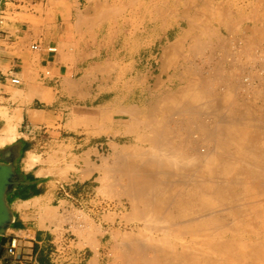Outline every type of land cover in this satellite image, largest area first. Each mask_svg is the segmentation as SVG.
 I'll return each instance as SVG.
<instances>
[{"label":"rangeland","instance_id":"1","mask_svg":"<svg viewBox=\"0 0 264 264\" xmlns=\"http://www.w3.org/2000/svg\"><path fill=\"white\" fill-rule=\"evenodd\" d=\"M33 1L34 3L32 4V10L29 11L30 15H27L26 18L27 22L33 27V29L31 30V34H32L31 38H33V42H37V44L41 45L42 49L44 50L46 48H56L58 51L57 53L52 54L53 56H57V57L64 56L66 60L71 62H76L81 68L85 69L84 71H82L81 74L75 76L76 78L74 80H76L77 83L74 82L72 83L70 82V79H66V82L63 85L57 87L53 82H51V77L49 78L46 77V73L50 70L45 68L43 59L44 58L47 59V56H45V52H43V50L41 52L33 51L31 49L32 43H30L29 45H21L18 42H16L14 39H10L6 41V43L4 42L6 46H2L4 47V49L5 47H7V54L6 56L2 57V60H4L5 62L3 64H0V84H1L0 130L6 125L8 119L15 120V116L16 118L21 117L22 107H27L28 110H30V114L34 111L39 112L40 117L38 120L32 118V120L35 123H39L37 137L35 139L34 137H28V138L34 139L33 140V144L35 146L34 154L40 156L44 162L43 164L38 166H40V170L45 173V176L49 177L48 182H52L50 185L51 189L55 191V188L56 186H58V184L59 185L63 184L65 187L64 188L65 193L67 194V196L64 197H61L60 195L51 197L50 203L52 206L46 207L45 209L43 208L41 210V219L43 223L50 222L52 220L50 223H55L58 226V229L56 231L58 238L57 246L55 247V251H54L55 255L50 257L49 259L50 264H67L66 262L67 259H70L74 255H77L79 253L83 254V257H81L80 259L87 258L88 260V258L93 256L95 260L97 259L96 260L97 264H123L124 261L123 258L126 257V253L124 255L122 254L123 253L122 251L125 248L127 249L126 246L128 245L123 246L122 244H126L125 243L126 240L124 238L128 239L129 233H133L131 229L135 226H138L140 228L139 230H142L147 235L156 234L158 231H160L161 233L162 231H164V229H166L165 232L167 233L168 231V233L166 234L162 232L163 236L167 237L165 235H168L167 238H170L172 242H176L177 241L176 239L178 237L179 238H182V236L185 237L186 235L181 234L182 232L184 233L183 230L184 226H182L183 223L180 222V220L183 221L184 219V224H185L186 221L185 218L180 216V211L183 209V207L179 206L180 209H178L176 203L178 202L180 197L187 196L188 191L194 190L193 185L195 183L200 184L203 192V194L201 195V199H198L197 201L198 202L200 201L203 204L204 202H208L211 200L216 204L215 206L216 210L214 212L208 211V213H204L201 215L203 216L204 220L210 219L212 217L218 220V223H216L215 225L206 226L205 228H203V230L201 229L202 231L200 232L202 233L203 237L206 239L210 236L217 234L216 237H218L217 238L218 242L229 244L231 247H234L236 245H247L248 249H250L251 247H255V248L258 247L257 249L259 250L261 248L260 251L262 254L261 257L262 260H257L254 263L264 264L263 262L264 167L261 168V165L262 166L264 165L263 163L264 162V148H263L264 147V110L260 109L256 115L255 114L239 115L236 113L234 108L235 104L237 103L236 102L237 95L242 93L241 89L239 90L237 88V86L239 85L237 82L239 75H237L236 73H238L237 72L238 70L240 74L241 73L243 74L242 71H245L242 67L238 66V63L240 62L238 59L242 58L241 60L243 59L246 60V55H248L247 59L253 60V56H254L253 54L256 53L257 49H261L262 47H264V34L260 37L259 43L255 44L252 47V43H254L255 41H253V39H250L248 34L246 35L240 34V31H242L240 30V28L241 29L245 28L246 27L245 25H251V23L257 22L255 19L250 18L247 15H251L252 13H253L252 15H264V9H263L264 1L260 0L261 2L263 1L262 3H260L257 2L258 0H254L255 2L253 0H213V1L206 0L205 3H201V6L205 7V10L208 9V11H204V13L207 15L206 17L205 15H199V16L195 15L196 11L193 9L194 5L192 3L194 2L195 4L196 0L194 1L193 0L192 1L191 0H134L135 2L133 0H103L104 1L103 9L105 10L103 11V14L104 13L109 14V11L111 13L109 15L107 14V16H105L104 18L102 15L98 16L100 12L98 14L97 13L98 11L95 8H93L92 4H90L91 5L90 6L89 3H87L85 0L83 1L81 8L75 6L74 0H33ZM126 3L130 7H127L128 5ZM209 3L212 5H210ZM206 4L209 5L206 7ZM124 5L125 6L127 5L126 8ZM118 8L119 10H121V12L118 10ZM188 8L193 9L192 15H183L185 10H187ZM199 8L197 10H199ZM227 8L228 9L230 8V10H228ZM111 11H117V13H119L120 15H117L116 12H113L114 13L113 14ZM218 13H220L221 15H217ZM184 16L191 17L192 21L197 20L195 17L197 18L200 17V19H202V17L203 18L206 17V18L202 22H200L203 23L204 26L203 27L201 24L203 28L200 27V30L203 29L202 31L198 29V26L200 24L199 23L200 19L195 21L197 22V28L193 26V30L191 31L192 34L190 37L191 40L190 38L186 40L187 43L184 44V48L183 46L179 47V48H183L180 49L181 50L180 51L178 50V48H173V42L177 37H179L180 35L184 36L183 34H185L186 31H188L187 24H184L181 27L178 26L179 20L185 18ZM20 17L22 16L11 15L9 16L10 20H8L7 18L4 20L18 21ZM80 18H82L83 21L85 18V23L81 21L82 19ZM229 20H232V22ZM92 22H94L95 25H93ZM234 22L235 24H233ZM259 22L264 23V19H261ZM228 23L230 24V28ZM91 25H93V27ZM194 28L197 30H195ZM205 28L207 30H204ZM231 28L233 30L232 34L230 31ZM193 36H196L195 37L196 40L192 38ZM198 38L199 40L197 41ZM227 41L230 42L227 43ZM224 42H226L225 43L226 45L224 44ZM202 43H204V45ZM240 43H243L241 48L244 49V51L243 54L241 55L239 54V52H237L238 53V57H237L235 54L236 52L234 51L239 50L238 45ZM168 46L176 50L172 51V56H170L169 58H165L164 55L166 50L168 49ZM199 46L202 48V50ZM205 47L207 49H205ZM212 47L213 49H210ZM219 47L221 48L219 49ZM247 47L249 49H247ZM197 49L200 50L198 51ZM227 49L230 51V53ZM252 50H254V52ZM176 51L178 52L177 57H176V53H177ZM222 51H224V53H222ZM225 51L227 52L226 54ZM250 51L253 52V54H251ZM224 55L225 56L228 55V56L224 58L223 57ZM229 55L231 56L232 59L231 61H229L230 59ZM243 55H245V58ZM14 57L16 58L14 59ZM180 57L182 58L180 59ZM236 57L238 62L236 63L235 61L234 63L237 64V66L232 64V66L233 65L236 66V67L234 66L232 67L231 63L233 60L236 59ZM176 58H178V60ZM218 58H220L219 59L220 62L218 61ZM215 65L218 66L216 67ZM237 67L239 68L236 71L235 69ZM3 70L5 72V75L1 74ZM225 70H227L228 72H226ZM231 70L235 71L236 73L234 74ZM215 71H217L218 74ZM11 72L22 81L21 86H13L9 81H6L7 77L10 75ZM162 72L164 73L161 74ZM220 72L224 75H221ZM192 73L195 74L193 75ZM213 73L216 74L214 75ZM227 73L228 76H225L227 75ZM231 75H234L233 77L237 75L236 76L237 78L235 77L234 81L232 79L229 80L230 78H232ZM224 76L227 78L224 79L225 78ZM217 77L220 78V80ZM180 79L183 82H181ZM198 79L201 80L199 81ZM228 80H229L228 83L230 85L234 83L233 86H236L237 84L236 88L238 89V91L237 89L233 88V86L232 88L233 90L235 89V92L232 90L230 85L227 83ZM161 81L162 83H160ZM205 81H206L205 84L206 87L202 83V82L205 83ZM207 81L209 82V84H207L208 83ZM219 81L222 83H220ZM210 82H212L213 84ZM225 84L227 85V87ZM215 85L217 86V88H215L216 87ZM209 86L211 87L209 88ZM203 88L205 89L208 88V90L206 89L207 91H205V89ZM211 88L213 89V91L210 90ZM219 88H221V90L226 89L225 90L226 92L224 90L223 91L225 93L223 91L222 92L219 91ZM44 89H47L46 96L44 93ZM227 90L229 91L227 92ZM165 91L166 93H164ZM211 91L213 95L210 94ZM218 91L219 93L220 92L221 93L219 94ZM213 92L219 95H215ZM229 92L232 93L230 94ZM206 94L207 95L210 94L209 97H212V99L215 97L221 99L222 105L225 107L224 109L222 107L221 109L222 111L219 114L221 118H219L220 117L219 115L217 116L219 121L223 119L221 121L224 122V125L226 124L227 121L230 120L235 121V122H230L231 124L228 122L230 125H228L227 123L226 124L228 125L227 127L226 125L221 126V123L223 124V122L220 123L217 121L216 122V124L218 123L217 131L215 132L214 130H212L213 127L212 129H210L212 130V133L214 131L213 135L215 136V138H213V135L212 138H209L210 136L206 137L204 135L205 131H202L205 130V128L204 127L200 128L201 126H204L206 124L210 126L214 125V123H212L214 122L213 117L211 121L209 117L207 116L206 118L204 117L206 114L204 115L201 114L205 112L204 109H207L206 101L204 99ZM226 95H228V97L232 99L231 103L229 101L230 99H228ZM164 96H166V101L163 100L165 98ZM168 96H170L169 97L170 101L167 98ZM187 96H189L190 99ZM223 96L227 100H225ZM233 96H235L234 97L235 101H233L234 100L232 98ZM187 100L188 103L186 102ZM184 102L186 104L185 106L183 105ZM191 102H193V104H191ZM161 103H163V105ZM232 103L233 105H230ZM199 104L200 105L202 104V106L201 107L196 106V109L201 108L203 110L201 109L196 110L194 108L193 105H199ZM156 105L159 107V109L156 107ZM182 105L185 108L186 106H188L186 109H189V107L190 108L193 107L195 112L202 111L201 113H198L201 117V120L202 118H205V121L210 120L209 122L211 124L209 122L203 123L204 120L202 121L203 125L198 124L201 123L200 118H198L199 115L197 116L195 114L198 118L196 119V116L195 118L192 116L194 115V113L191 114L192 112L190 114L193 117L192 119L195 120L194 121L191 120V121H193V123L197 121L196 124L198 126L196 124H192V125L189 124L190 121L189 117L191 116L188 112H190V110L193 108H191L190 110H186L185 108L182 107ZM226 105H228L229 107ZM134 106L136 108H134ZM178 106L182 108L179 109ZM261 106L264 107V103L261 104ZM154 107H156L157 109L156 108L153 109L154 111L152 112L151 110ZM227 107L229 108L228 111H226ZM231 107L232 109H234L233 111L230 110ZM123 109L124 112L122 111ZM133 109L137 110L136 114H134L135 111ZM160 109H162L163 111ZM174 109H177L178 111L177 113V111L175 110L176 112V113L174 112L175 115L173 113ZM126 110H128L127 113L129 114L125 112ZM131 110L134 111L132 113L133 115H131L130 112ZM157 110L160 111V113ZM180 111L185 112L183 113L186 114L187 119L189 121L186 119L185 115L179 114L181 113ZM5 112L7 115H5ZM187 114H189V116ZM225 114L228 115V116L226 115L227 118L224 116ZM150 115L152 116L149 117ZM4 116H7L6 120ZM148 117L156 121L159 120L160 122L158 121L157 122L158 124L160 123L159 125L162 126L159 127L157 125L158 128H156L157 130L154 131L156 127L154 124H156L157 122L148 119ZM169 117L171 119L175 118L174 119L175 121L173 120L170 121L171 119ZM254 117L255 119H253ZM137 120H140V122H142L141 125L140 123L137 124L138 123ZM147 120H151L152 122L151 125L149 124L150 121ZM176 120L178 121L177 122L178 124L176 123ZM144 121H147L148 124H146L147 122ZM169 121L173 123H170ZM17 122L18 121H16L15 123ZM186 122H187V126H186ZM165 123L167 124L170 123L171 125H173L171 126L172 127L171 130L169 129V125L167 124L166 125L168 129L167 130L165 129L166 128L164 126ZM233 123H238V124L233 125ZM174 124L175 125L177 124L178 126L176 125V127L174 128ZM153 126H155L154 129H151ZM163 126L164 128H161ZM179 126L181 127L189 126L190 131L192 132L196 130L195 127L196 128L198 127V129L200 128L199 130H201V132L196 130L198 133L194 134L195 136L198 135L199 141L196 140V142H192L190 140L191 141L190 143L189 138H191L194 132L193 133L191 132V134L189 132V134L191 135L190 136L188 135V133H185V131L181 132L184 127L181 128ZM230 126L232 128H230ZM186 127L185 130L188 129V128L186 129ZM225 127L229 132L231 130L232 131L228 133ZM178 128L182 129V130L180 129L181 130L179 132L180 134L184 133L183 136L181 135L182 137L174 133V131H177L178 133L179 131ZM131 129H133L132 132ZM133 132L135 134H132ZM172 132L174 133V137L175 136L178 137L174 139L175 141L173 140L174 142H170L171 144L173 143V145L177 143H179L180 145L183 144V142L181 141L179 142L178 139L180 138H183L180 140H185V141L188 139V141H186L187 144H185L186 145L185 148H187V146L189 145L188 142L191 145L192 143L193 145L194 143H196L195 146L192 145L191 147L189 145L188 149H186L188 151H185L187 152V156L186 155L185 156L188 158L183 156L185 159L187 160L189 159L188 160L189 162L186 163V165H188L187 167H190L192 169L188 168L187 170H185L184 162H187V160L185 161V159H183L181 156H177L179 155L178 152H176L177 155L176 153L174 154V152L172 153V150L170 155L171 154L175 155L174 158H173L174 155L172 156V159L174 160L173 162L175 164V167L176 166L179 167L177 171L176 168L173 167L174 166L173 164H172L173 166L172 165L170 166L171 168L169 167L170 169L168 168L169 169L168 171L171 170L170 172L173 173L172 175V173L169 172V175L173 177V178L171 177L172 182L168 181L169 179H167L169 183L166 182L167 183V184L165 183L166 185L164 183L162 184V182L166 181L165 180V176H166L165 173L167 172L166 168L157 167L162 172H164V170L166 171L163 174L162 172L160 173V171L158 170V173H160L162 176L165 175L163 176V178H161L163 180L162 182L159 181V179L157 178L160 175L159 176L157 175V170L155 171L156 168L152 169L154 170L153 171L154 173L151 172L149 176L150 177L153 176V178L156 177L157 179L156 178L155 179L157 180V182L159 181V183H157L158 185H156L155 183L156 180L153 182L152 180L154 179L153 178L151 179L152 183L153 184L155 183L154 185L157 187V189L155 188V186L154 189L152 187L153 184L149 182L152 185L151 188H149V192L151 191L149 194L153 192L154 195H152V197L154 196L156 198L154 199L152 197H148L149 196L148 192L145 193L143 197L146 200L151 201L152 203L151 206L149 205L147 207L151 208L152 205H154L153 207L155 208V212L158 214L156 215L154 210H152L154 213L153 215L157 216L156 218L154 217L155 219H153L152 211H150L151 210L150 209L149 211L152 215L151 216L152 219L150 217H149L150 219L148 218V216L150 215L149 214L147 216L145 215L148 219L147 220L146 218H143L144 210L141 209V208H147L146 204L144 203V199L141 198L142 196L137 195L136 193L133 194L134 192L133 188L132 190H130L129 188L131 192H129V190L127 191L125 190L128 189L129 187L128 185H130L131 183L129 182V180L126 179V174L124 172L121 173L119 171L121 169H118L121 166L123 167V169H125L123 164L127 165L126 163H128L122 161L121 158H123L124 156L121 157L120 155L121 153L126 154V157L128 158L130 157V155L132 156L135 155L137 159L139 158L143 161L142 162L138 160L140 167L148 168L149 162L151 163V161H153V159L159 155V154L155 155L157 154L155 153L154 156L151 153L153 150L154 152L155 151L157 152L160 146L165 151L168 147L170 149L175 148V146L174 148H171L173 147V145H171V147L166 146L167 147V148L165 147L166 149L163 148L167 143H169L168 141L172 138L171 137L173 135ZM252 132L253 135L255 134L256 136L255 135L253 136ZM136 133L139 134L140 138L139 137L137 138ZM141 133L144 136H146L145 138H147V140L149 138H152V136L158 135L156 137V139L158 140L157 144L159 142L161 143V141L163 142L167 141V143L165 144V142L164 143L162 142L163 146L160 144L159 147H157L158 150H156L155 146H154L155 148L153 149L152 148L153 145H149L150 142L146 140H143L146 141L145 143L142 141H138V139L141 140V136H142ZM169 133L172 135H170V138L167 140L165 139L166 136L163 135L166 134L168 138ZM205 134L207 135V133ZM216 134L217 137L219 136L220 138L218 137L217 139ZM185 135L187 137L188 136L190 137L185 139L184 138ZM159 136H160L159 139H161V141H159L158 139ZM247 136L249 138H247ZM193 137L191 139H193ZM203 137L207 139L209 138V140L217 139V141L221 139L218 141V143L220 145L222 143L224 144L223 148L225 147L224 149H226L224 151L225 152L228 151L227 153L230 152L233 153L234 155L233 154L232 155L229 154L228 156L226 155L227 156V158H225L226 161L224 160L222 163L221 162L217 163L216 156H214L213 151H208L210 153L207 152V154L201 156V153H199L198 151L199 148L197 147V145L202 143L203 145L201 144V147L199 145L200 148L206 147V149L211 148L213 150L214 143L212 142H215V140H212L210 143L209 140L207 141ZM145 138L143 137L142 139ZM203 139L205 141H202ZM194 140L195 139H193V141ZM226 141L229 142L228 145L226 144L227 143ZM129 144L130 147L128 146ZM124 145L125 147L127 145L128 146L127 148H129L130 150L133 149L132 153L134 155L131 154V151H129L128 149H127L128 151L124 150L125 151L124 152L122 148L124 147ZM139 145L140 147L143 148H138ZM230 145L231 148L228 149ZM182 146L183 145H181V147ZM149 147H151L152 149ZM144 148L145 150L148 148L152 150L150 153L154 157L149 156L147 153H144L146 152L144 151ZM190 148L191 149L193 148L192 151L193 150L194 151L192 152L191 150H189ZM149 149L147 151H150ZM140 150L141 153L144 154H141ZM190 151H191L190 154L192 156V159L193 156H195V158L197 156L196 159L198 162H200L197 163L196 159L194 158L193 161H195L196 163L195 166L193 161H192L193 164L191 165L190 161L192 159L189 158L190 154H188ZM222 151L223 150L219 149L217 152L222 154ZM158 153H160V151ZM167 153L168 151L166 152V156L164 155L165 153L163 154V157L165 156L164 158H167L166 160L170 162L171 157L169 158L168 156L169 153L168 154ZM211 153H213V156L215 158L212 156ZM145 154L147 155L145 156ZM161 154L162 153H160V155ZM215 155H216V151H215ZM232 156L233 157L236 156L237 159L232 158ZM158 157L161 159V161L159 159L160 162H158L157 160ZM158 157L155 158V160L157 161L155 160L154 161L161 164L163 157L160 156ZM204 157L206 158V160H203ZM148 158H153V159L152 160L150 159L151 161H148ZM145 160L148 161V164ZM176 160H178L179 162H177ZM251 162H255V164L253 163L254 164L253 165ZM181 163H183L182 164L183 167H180L182 165L179 166V164ZM112 166L113 168H115V170L116 169L118 170L114 171V169H109L112 168ZM214 166L216 167V173L213 172L215 170ZM97 167L99 168L98 170ZM102 167L103 169H100ZM196 167L199 168L197 169ZM238 167L242 170L241 171L242 173L240 172L241 174H239L237 170ZM92 175L93 178L85 183L76 182L78 178L81 179L82 181H86L87 179H90ZM120 175L123 176L120 177ZM174 179H175L174 181L175 183L173 182ZM117 181H119L118 184L120 183L119 186H117L118 185ZM115 182L117 185H115ZM123 183H127V186H125L126 184ZM111 184L112 187L115 186L113 187L114 189H111L112 188ZM177 184L180 186V188ZM174 185L178 187L176 189H173L175 188ZM184 185L186 189L185 188L181 189L182 188L181 186ZM121 186L123 187L120 189ZM210 186L216 187V195L211 193V191H209L211 190V188H209ZM233 186H234L233 190H235L234 192L233 190L230 191ZM116 188L118 191L115 190ZM162 188L163 190H161ZM168 188L169 190H167ZM112 190L114 192H112ZM156 190L157 191L159 190L158 191L159 193L161 191L164 190L165 191L161 192L162 194L161 196V194L157 195L158 192ZM183 190L185 191V193ZM109 191H111L112 193H110ZM125 192H127V194H124ZM172 192H174V194ZM231 192L233 193L231 194ZM128 195H130L131 198L128 197ZM135 195H137V197L139 196L138 199L139 198L141 199L138 200L137 198H134ZM170 195L171 197L175 198L176 201L173 200V202L175 201L174 203L171 200L172 198L169 197ZM158 196L159 198L160 197L161 198L158 199ZM177 196L179 197L177 198ZM132 197L135 202H133L132 200V202L129 203ZM65 198H67V200L64 201L63 199ZM128 198H130V200ZM60 200H63V202L59 203ZM162 201L165 202V208H164L165 210L162 209L164 207L163 206L164 203ZM169 201L171 202V204H173L172 208L171 207L169 208V206L171 205L169 204ZM137 202L139 204L136 205ZM138 205L139 208L141 209L139 210V212L143 210L142 211L143 213L141 212L142 215H140L141 213L140 214L136 213V211L138 212L139 209ZM34 206L40 207L39 203H37ZM231 207L236 208V210L234 211L233 208ZM191 208L192 210L198 209L196 208V204ZM133 209L136 211L134 212ZM45 210H49L50 213L55 212L56 214L55 213L54 214L57 216L53 215L54 216L53 219H51L50 221L49 220L45 221L47 218L45 219L44 217H46L47 216L46 213H48ZM63 210H65L64 214L62 212ZM234 212L235 214H233ZM42 213L45 215L44 217L42 216ZM133 213L137 214V217L142 216V219H146V221L143 220L145 221L143 222L142 219L140 218L138 219H140L141 222L138 220L136 221L135 220L136 216L135 219H133L134 218ZM161 213L163 214L165 213L164 214L165 216L160 217L163 215ZM169 213L171 214V216L169 217H172V219L169 218L168 222H166ZM127 214L129 216H127ZM125 215L128 217L129 222H127L126 219L127 217H125ZM122 216L124 217L122 218ZM158 217L166 220L160 219V221H158ZM170 221L173 222L170 223ZM150 222L151 223L153 222L154 225L153 224L151 225ZM144 223L147 224L144 226ZM171 224H173V226L176 225L181 227H174L175 229L174 228L172 229L173 226L169 227L171 226ZM91 226L92 227L95 226V227H93L92 229ZM146 226H148L150 232L146 231L145 229ZM152 226L157 227V229ZM96 228H99L100 230ZM168 228L171 230L169 231ZM177 228L179 229L176 230ZM150 229H153L154 232H151L153 230ZM116 231H118V233ZM138 231L137 232L135 231L133 235L136 233L139 234ZM99 232L101 234H99ZM122 234H124L125 236L123 237ZM160 235L162 236V234ZM120 239H123V241ZM173 239H175V241ZM124 252H126V250ZM227 254L213 255V257L215 259H218L219 262L221 261L223 264H233L234 255L231 256L230 254L231 258H229L228 257L229 254L228 255ZM224 256L225 258H229L228 260L231 261L228 262V260H226ZM122 259L123 261H120ZM80 264H85V262H82Z\"/></svg>","mask_w":264,"mask_h":264},{"label":"bare ground","instance_id":"2","mask_svg":"<svg viewBox=\"0 0 264 264\" xmlns=\"http://www.w3.org/2000/svg\"><path fill=\"white\" fill-rule=\"evenodd\" d=\"M134 1V0H133ZM192 1V0H191ZM194 1V0H193ZM213 1V0H212ZM212 1H211V3H212ZM254 1V0H253ZM264 1V0H263ZM262 1V2H263ZM135 2V1H134ZM206 2V0L204 1L203 0V2H202V0H196V3L194 4V2L192 3L193 5H194V7H193V9L196 11V14L195 15H205L206 17H207V15L204 13V11H208V9H206L205 10V7H202L201 6V3H205ZM208 2V1H207ZM255 2V1H254ZM257 2H260V3H262L260 0H258ZM191 3V2H190ZM228 3V2H227ZM127 4V3H126ZM210 4V3H209ZM208 4V5H209ZM222 4V3H221ZM226 4V3H225ZM233 4V3H232ZM263 4H264V2H263ZM128 5V4H127ZM126 5V6H127ZM175 5H176V3H175ZM204 5V4H203ZM207 4H206V7L208 6ZM210 5H212V4H210ZM259 5V4H258ZM91 6V5H90ZM125 6V5H124ZM126 6H125V8H126ZM192 6V5H191ZM205 6V5H204ZM218 6V5H217ZM264 6V5H263ZM114 7V6H113ZM127 7H130L129 5L127 6ZM200 7V8H199ZM228 7H229V5H228ZM116 8V7H115ZM119 8H121V7H119ZM119 8H118V10H119ZM199 8V10H197ZM258 8V7H257ZM90 9H92V8H90ZM102 9H103V7H102ZM117 9V8H116ZM123 9V8H122ZM193 9H191V8H188L187 10H185V12L183 13V15H192V11H193ZM220 9V8H219ZM228 9V8H227ZM254 9H255V7H254ZM264 9V8H263ZM98 10H99V8H98ZM108 10V9H107ZM117 10V11H118ZM127 10V9H126ZM228 10H230V8L228 9ZM258 10V9H257ZM103 11H105V10H102V12ZM117 11H111L112 13L113 12H116L117 13ZM120 12H121V10H119ZM227 11V10H226ZM246 11V10H245ZM229 12H231V11H229ZM238 12V11H237ZM243 12V11H242ZM247 12V11H246ZM94 13V12H93ZM98 13V12H97ZM162 13V12H161ZM234 13V12H233ZM232 13V14H233ZM252 13V12H251ZM96 14V13H95ZM99 14V13H98ZM97 14V15H98ZM101 14V13H100ZM106 14V15H105ZM105 14H101L102 16H103V18L105 17V16H107V14L108 13H105ZM109 14H111L110 13V11H109ZM108 14V15H109ZM114 14V13H113ZM113 14H112V16H113ZM208 14V13H207ZM229 14V13H228ZM227 14V15H228ZM253 14V13H252ZM251 14V15H252ZM258 14V13H257ZM116 15V14H115ZM117 15H120L119 13H117ZM216 15V14H215ZM217 15H221L220 13H218ZM226 15V14H225ZM90 16H93V15H90ZM98 16H100V15H98ZM164 16V15H163ZM257 16V15H256ZM79 17V16H78ZM185 18H183V19H181V20H179V22H178V26L179 27H181V26H183L184 24H187V26H188V31H186V33L185 34H183L184 36H179V37H177L176 39H175V41L173 42V48H178V50H180V49H183L184 48V44L185 43H187L186 42V40H188L190 37H191V31L193 30V26L195 27V28H197V22H195V21H197L198 19H200V17H195L197 20H195V21H192L191 20V17H186V16H184ZM205 17V18H206ZM228 17V16H227ZM226 17V18H227ZM89 18V17H88ZM87 18V19H88ZM92 18V17H91ZM99 18V17H98ZM103 18H101V19H103ZM110 18V17H109ZM205 18H203L202 17V19H200L199 20V23L200 22H202ZM210 18V17H209ZM80 19H82V18H80ZM79 19V20H80ZM86 19V20H87ZM255 19V18H254ZM257 19V18H256ZM100 20V19H99ZM228 20V19H227ZM81 21H83V19L81 20ZM94 21V20H93ZM98 21V20H97ZM229 21H231L232 22V20H229ZM228 21V22H229ZM84 23H85V18H84V21H83ZM105 22V21H104ZM156 22V21H155ZM227 22V21H226ZM257 22H259V21H257ZM93 23V25H95V23L94 22H92ZM193 23H194V25H193ZM198 23V24H199ZM204 23H205V21H204ZM104 24V23H103ZM201 24H202V26H203V23H200L199 24V26H198V29L200 30V27H202L201 26ZM229 24V23H228ZM233 24H235V22L233 23ZM233 24H232V26H233ZM93 25H91L92 27H93ZM224 25V24H223ZM155 26V25H154ZM204 27V26H203ZM202 27V28H203ZM234 27H235V25H234ZM101 28V27H100ZM194 28V29H195ZM228 28V27H227ZM229 28H230V24H229ZM195 30H197V29H195ZM198 30V31H199ZM203 30V29H202ZM202 30H200V31H202ZM204 30H207L206 28L204 29ZM231 34H232V28H231ZM166 34V33H165ZM211 34V33H210ZM213 34V33H212ZM197 36V35H196ZM196 36H193L192 38H194L195 39V37ZM211 36H213V35H211ZM230 37V36H229ZM202 38V37H201ZM210 38V37H209ZM223 38V37H222ZM225 38V37H224ZM218 39H220V38H218ZM231 39V38H230ZM229 39V40H230ZM190 40H191V38H190ZM196 40V39H195ZM199 40V38L197 39V41ZM232 40V39H231ZM235 40V39H234ZM233 40V41H234ZM209 41V40H208ZM219 41V40H218ZM221 41V40H220ZM226 41V40H225ZM223 42V41H222ZM230 42V41H229ZM228 41H227V43H229ZM240 42V41H239ZM226 42H224V44H225ZM233 43H235V42H233ZM172 44V43H171ZM197 44V43H196ZM196 44H195V46H196ZM203 45H204V43H202ZM210 44V43H209ZM231 44V43H230ZM202 45V46H203ZM205 45H207V44H205ZM226 45V44H225ZM181 46H183V48H179V47H181ZM209 46V45H208ZM217 46V45H216ZM220 46V45H219ZM221 46H222V44H221ZM224 46V45H223ZM231 46V45H230ZM237 46V45H236ZM248 46H250V45H248ZM254 45H253V43H252V47H253ZM170 46H168V49H167V47H166V52H165V58H169L170 56H172V51L174 50L172 47H170ZM200 47V46H199ZM232 47V46H231ZM252 47H250V48H252ZM196 48V47H195ZM201 48V47H200ZM221 47H219V49H220ZM226 48V47H225ZM228 48V47H227ZM235 48V47H234ZM239 48V47H238ZM205 49H207L206 47H205ZM210 49H213V47L212 48H210ZM247 49H249L248 47H247ZM176 50V49H175ZM174 50V51H175ZM177 50V51H178ZM185 50V49H184ZM198 50V49H197ZM200 50V49H199ZM198 50V51H199ZM201 50H202V48H201ZM225 50V49H224ZM228 50V49H227ZM226 50V51H227ZM236 50H237V48H236ZM176 51V52H177ZM181 51V50H180ZM193 51H195V50H193ZM212 51V50H211ZM221 51V50H220ZM225 51V54L227 53ZM229 51V50H228ZM253 52H254V50H252ZM234 52H236L235 54H236V56L238 57V53L237 52H239V50L238 51H234ZM251 52V51H250ZM253 52H251V54H253ZM222 53H224V51H222ZM229 53H230V51H229ZM233 53V52H232ZM177 54H178V52L176 53V57H177ZM181 54V53H180ZM196 54V53H195ZM198 54V53H197ZM243 54V53H242ZM250 54V55H251ZM200 55V54H199ZM203 55H204V53H203ZM223 55V54H222ZM232 55V54H231ZM254 55V54H253ZM228 55H224L223 57L224 58H226ZM230 56V55H229ZM234 56V55H233ZM244 56V58H245V55H243ZM162 57V56H161ZM237 57H236V59L235 60H233L232 61V63H231V66H232V64H234V65H236L237 66V64H235L234 62L236 61V63L238 62L237 61ZM247 57H248V55H246V59H247ZM174 58H175V56H174ZM182 57H180V59H181ZM185 58V57H184ZM230 59H229V61H231L232 59H231V56L229 57ZM240 58V57H239ZM177 60H178V58H176ZM219 59L220 58H218V61H219ZM228 59V58H227ZM234 59V58H233ZM242 58H240V59H238L239 61L241 60ZM174 60V59H173ZM212 61V60H211ZM228 61V60H227ZM170 62H171V60H170ZM220 62V61H219ZM221 62H223V61H221ZM214 63V62H213ZM224 63H226V62H224ZM169 64V63H168ZM179 64V63H178ZM229 64V63H228ZM170 65V64H169ZM220 65V64H219ZM233 65V66H234ZM113 66V65H112ZM216 67L218 66V65H215ZM232 66V67H233ZM236 66H234V67H236ZM160 67H162V66H160ZM171 67V66H170ZM195 67V66H194ZM220 67V66H219ZM227 67V66H226ZM175 68V67H174ZM197 68V67H196ZM221 68V67H220ZM238 68L239 67H237L235 70L237 71L238 70ZM108 69V68H107ZM168 69V68H167ZM166 69V70H167ZM170 69V68H169ZM231 69V68H230ZM233 69V68H232ZM241 69V68H240ZM244 69V68H243ZM105 70V69H104ZM245 70V69H244ZM164 71V70H163ZM198 71V70H197ZM197 71H195V72H197ZM214 71V70H213ZM226 72H228L227 70H225ZM234 74L236 73L235 71H233V70H231ZM215 72H217V71H215ZM221 72H223V71H221ZM220 72V73H221ZM238 73H236L237 75H239L238 76V79L240 78V76H242L243 74H244V71H242L243 72V74L241 73H239V70L237 71ZM164 72H162L161 74H163ZM208 73H209V71H208ZM166 74H167V71H166ZM193 75L195 74V73H192ZM214 74V73H213ZM216 74V73H215ZM214 74V75H215ZM217 74H218V72H217ZM214 75H212V76H214ZM221 75H224V74H222L221 73ZM237 75H235V77L237 76ZM161 76V75H160ZM163 76V75H162ZM218 76V75H217ZM225 76H228V73H227V75H225ZM224 76V77H225ZM232 76V78H230ZM230 77H228V78H230L229 80H235L234 78L235 77H233L234 75H231ZM173 77V76H172ZM210 77V76H209ZM153 78V77H152ZM161 78V77H160ZM213 78V77H212ZM218 78V77H217ZM217 78H214V79H217ZM227 77H225L224 79H226ZM237 78V77H236ZM151 79V78H150ZM168 79H169V77H168ZM171 79V78H170ZM209 79V78H208ZM219 80H220V78H218ZM152 80V79H151ZM156 80V79H155ZM181 80V79H180ZM199 80V79H198ZM201 80V79H200ZM199 80V81H200ZM205 80V79H204ZM204 80H202V81H204ZM211 80V79H210ZM223 80V79H222ZM221 80V81H222ZM229 80L227 81V83L229 82ZM172 81V80H171ZM197 81V80H196ZM181 82H183L182 80H181ZM208 82V81H207ZM216 82V81H215ZM214 82V83H215ZM220 82V81H219ZM238 82V81H237ZM160 83H162V81L160 82ZM201 83V82H200ZM203 84H204V86H205V84H206V81H205V83L204 82H202ZM201 83V84H202ZM210 83H212V82H210ZM220 83H222V82H220ZM236 83V82H235ZM164 84V83H163ZM200 84V85H201ZM207 84H209V82L207 83ZM213 84V83H212ZM229 84V83H228ZM152 85V84H151ZM155 85V84H154ZM157 85V84H156ZM199 85V84H198ZM217 85V84H216ZM215 85V86H216ZM226 85V84H225ZM230 85V84H229ZM234 85V83L232 84V85H230V87L232 88V86ZM160 86V85H159ZM163 86V85H162ZM236 86H237V84H236ZM236 86H233V88H235V89H241L240 88V86L238 85L237 86V88H236ZM154 87V86H153ZM161 87V86H160ZM192 87V86H191ZM190 87V88H191ZM194 87V86H193ZM206 87V86H205ZM208 87V86H207ZM211 86H209V88H210ZM226 87H227V85H226ZM167 88V87H166ZM215 88H217V86L215 87ZM233 88H232V90H233ZM153 89V88H152ZM156 89V88H155ZM154 89V90H155ZM157 89H158V86H157ZM164 89V88H163ZM203 89H205V88H203ZM207 90H208V88H206ZM205 89V91H207ZM235 89L233 90L234 92H235ZM238 89H237V91H238ZM149 90V89H148ZM185 90V89H184ZM197 90V89H196ZM210 90H212L213 91V89L211 88ZM224 90V89H223ZM223 90H221V88H219V91H223ZM226 90V89H225ZM224 90V91H225ZM150 91H152V90H150ZM198 91V90H197ZM212 91H211V93L210 94H212ZM219 91H218V93H219ZM223 91V92H224ZM229 90H227V92H228ZM232 91V92H233ZM236 91V92H237ZM161 92V91H160ZM186 92V91H185ZM200 92V91H199ZM216 92H217V89H216ZM220 92V93H221ZM226 92V91H225ZM224 92V93H225ZM231 92V93H232ZM233 92V93H234ZM241 92V91H240ZM164 93H166V91L164 92ZM183 93V92H182ZM198 93V92H197ZM208 93V92H207ZM214 93V92H213ZM219 93V94H220ZM230 93V92H229ZM230 93V94H231ZM254 93V92H253ZM253 93H252V95H253ZM192 94V93H191ZM201 94V93H200ZM209 94V95H210ZM215 94V93H214ZM219 94H215V95H219ZM241 94V97H245L246 96V99H247V95H244L243 96V94L242 93H240ZM255 94V93H254ZM260 93H258L257 94V96L256 95H253L252 97H254V96H256V97H258V95H259ZM155 95V94H154ZM183 95V94H182ZM193 95V94H192ZM199 95V94H198ZM213 95V94H212ZM261 95V94H260ZM153 96V95H152ZM206 96H208V95H206ZM222 96V95H221ZM240 96V95H239ZM165 97V98H164ZM163 98V100H165L166 101V96H164ZM169 97L170 96H168L167 98L169 99ZM171 97H173V96H171ZM187 97H189V96H187ZM226 97H228V95H226ZM234 97L235 96H233L232 98L234 99ZM248 97H251L250 95L248 96ZM251 97V98H252ZM261 97H262V95H261ZM222 98V97H221ZM223 98H224V96H223ZM251 98H249V100L251 99ZM263 98H264V96H263ZM160 99H162V98H160ZM167 99V100H168ZM189 99H190V97H189ZM188 99V100H189ZM205 99V98H204ZM207 99H208V97H207ZM210 99V98H209ZM225 100H227L226 98H224ZM228 99H230L229 101H230V103H231V98L230 97H228ZM256 99V98H255ZM259 99H260V97H259ZM173 100V99H172ZM188 100L186 101L187 103H188ZM248 100V101H249ZM253 101H254V99H252ZM264 100V99H263ZM164 101V102H165ZM169 101H170V99H169ZM195 101H197V100H195ZM206 101V100H205ZM211 101V100H210ZM216 101V100H215ZM233 101H235V99L233 100ZM245 101V100H244ZM253 101H251V102H253ZM258 101V100H257ZM163 102V103H164ZM207 102V101H206ZM209 102V101H208ZM207 102V103H208ZM212 102H214V100L212 101ZM227 102V101H226ZM163 103H161L162 105H163ZM175 103V102H174ZM201 103V102H200ZM206 103V104H207ZM211 103V102H210ZM216 103H217V101H216ZM247 103H249V102H247ZM190 104V103H189ZM191 104H193V102H191ZM195 104V103H194ZM202 104H204V103H202ZM202 104L200 105H193L194 106V108L196 109V106L198 107V106H202ZM212 104V103H211ZM219 106H220V104H222V103H217ZM250 104V103H249ZM161 105V106H162ZM176 105V104H175ZM183 105L185 106L186 104H185V102L183 103ZM183 105H182V107H183ZM217 105V106H218ZM230 105H233V103L232 104H230ZM160 106V107H161ZM164 106H165V104H164ZM219 106H218V109L215 107V108H213L215 111H213L212 109H210V111L212 112V113H214L215 114V112H216V110H218L219 111V109H221V108H219ZM226 106H228V105H226ZM256 106V105H255ZM156 107L159 109V107L156 105ZM156 107H154V108H152V112L154 111L153 109H155ZM177 107V106H176ZM182 107H179L178 106V108L180 109V108H182ZM188 106H186V108H187ZM209 107H210V105H209ZM208 106H207V108H209ZM214 107V106H213ZM221 107H223V109L225 108L223 105H221ZM229 107V106H228ZM227 107V110L226 111H228L229 110V108ZM232 107H234V106H232ZM232 107L230 108V110H234V109H232ZM239 107V106H238ZM134 108H136L135 106H134ZM156 108V109H157ZM177 108V109H178ZM183 108H185V107H183ZM185 108V109H186ZM191 108H193V107H191ZM190 107H189V109H186V110H190L191 109ZM194 108L193 109H191L190 110V112H188L189 114L191 113V114H193L194 113V115H192L194 118H195V116L197 115H199L198 113H201L202 111L201 110H203V109H201V108H197V109H201V110H199V111H201V112H198V111H194ZM177 109H174V111H173V113L175 112V110L177 111ZM178 109V110H179ZM196 109V110H197ZM241 109H243V108H241ZM134 111H135V113L134 114H136L137 113V110L136 109H133ZM133 110H131L130 112H131V115H133L132 113L134 112ZM160 110H162V109H160ZM205 110V112H203V113H201V114H206V110L207 109H204ZM123 112H124V109L122 110ZM127 111L128 110H126L125 112L127 113ZM150 111V112H151ZM158 111V110H157ZM163 111V110H162ZM185 111V110H184ZM183 111V112H184ZM208 111H209V109H208ZM209 111V112H210ZM220 111H222V110H220ZM241 111V110H240ZM243 111V110H242ZM241 111V112H242ZM151 112V113H152ZM159 113H160V111H158ZM181 113H179V114H181V115H185L186 116V114H184L182 111H180ZM209 112H207V114L204 116L205 118H206V116L208 115V113ZM210 112V113H211ZM121 113V112H120ZM126 113H124V114H126ZM155 113H156V111H155ZM158 113V114H159ZM176 113V112H175ZM175 113H174V115H175ZM177 113H178V111H177ZM235 113V112H234ZM32 114V117H33V119H39V117H40V113L39 112H37V111H34V112H32L31 113ZM127 114H129V113H127ZM171 114V113H170ZM178 114V115H179ZM189 114H187L188 116H189ZM191 114H190V116H191ZM196 114V115H195ZM239 114V113H238ZM5 115H7L6 114V112H5ZM202 115V116H203ZM212 117H213V114H210ZM210 115H208V117L210 116ZM218 115V114H217ZM217 115L215 114V117H217ZM226 115L227 114H225L224 116L226 117ZM235 115V114H234ZM256 115V114H255ZM152 115H150L149 117H151ZM176 116H177V114H176ZM189 117V120L187 119V116H186V119L189 121V124H196L197 123V121L196 122H194L193 123V121L195 120H193L192 118L193 117ZM197 116H196V119H198V118H200V121H201V123H198V124H202V121L204 120L205 121V118H202V120H201V117H200V115L198 116V118H197ZM220 116V115H219ZM228 116V115H227ZM5 117V120H6V117L7 116H4ZM12 117V116H11ZM148 117V119H151V118H149ZM158 117V116H157ZM184 117V116H183ZM241 117V116H240ZM243 117V116H242ZM248 117V116H247ZM247 117H245V118H247ZM256 117V116H255ZM255 117L253 118V119H255ZM8 118H10V117H8ZM154 118V117H153ZM170 118V117H169ZM178 118V117H177ZM219 118H221V116L219 117ZM223 118V117H222ZM227 118V117H226ZM244 118V119H245ZM257 118V117H256ZM21 117H19V118H16V116H15V120L14 119H8V121H7V123H6V126L3 128V129H1L0 130V147L2 148V147H5L6 145H8V144H11V143H13L17 138H18V136H19V133H18V125H19V122L21 121ZM155 119H156V116H155ZM171 119V118H170ZM175 118H173V119H171L170 121H175L174 120ZM235 119V118H234ZM151 120H153L154 122H160L159 120H154V119H151ZM151 120H147V121H150V125H151ZM162 120V119H161ZM178 120V119H177ZM176 120V123L178 122ZM179 120H180V118H179ZM191 120H193V121H191ZM210 120H211V117H210ZM210 120H206L205 122L203 121V123H206V122H209ZM221 120H223V119H221ZM219 121V119H218V117H217V121L218 122H223V121ZM226 120V119H225ZM16 121H18L17 123H15ZM136 121V120H135ZM147 121H144V122H147ZM169 121V122H170ZM199 121V120H198ZM212 121V120H211ZM214 121H216V120H214ZM238 121H240V120H238ZM137 124H139L140 123V125H141V123L142 122H140V120H137ZM143 122V123H144ZM158 122L156 123V124H154L155 126H153L151 129H154V127H155V129H154V131L155 130H157L156 128H158V126L160 127V126H162V125H159L158 124ZM191 122V123H190ZM230 123V122H235L234 120L233 121H227L226 122V124L227 123ZM136 123V122H135ZM134 123V124H135ZM170 123H173V122H170ZM170 123H165V129L167 130L168 129V127H167V125H169V129L171 130V126H173V125H171ZM180 123H181V121H180ZM179 123V124H180ZM185 123V122H184ZM210 123V122H209ZM212 123H214V125H212V126H210V125H204V126H201L200 128H202V127H204L205 128V130H202V131H205V133H207V135L204 133V135L206 136V137H209V138H212V135L214 134V131L217 129V126L216 125H218V123L216 124V122H212ZM228 123V125H230ZM146 124H148V122L146 123ZM161 124H164V123H161ZM167 124V125H166ZM178 124V123H177ZM176 124V125H177ZM211 124V123H210ZM225 124V125H226ZM234 124H238V123H233V125ZM136 125V124H135ZM158 125V126H157ZM176 125L174 124V128L176 127ZM183 125H185V124H183ZM190 125V126H191ZM197 125V124H196ZM195 125V126H196ZM203 125V124H202ZM220 125V124H219ZM222 125H224V122H223V124L221 123V126ZM224 125V126H225ZM228 125H226V127L228 126ZM232 125V126H233ZM257 125V124H256ZM142 126H143V124H142ZM164 126L163 127H161V128H164ZM178 126V125H177ZM186 126H187V122H186ZM185 126V127H186ZM198 126V125H197ZM216 126V128L215 129H212L211 127H215ZM139 127H141V126H139ZM145 127V126H144ZM144 127H142V128H144ZM179 127H181V126H179ZM184 126H182L181 128H183ZM185 127L183 128V130L181 131L179 128V131H178V133H177V131H174V133H176L178 136H180V137H182L183 135H184V133L183 134H180L179 132L181 131V132H183V131H185V133H188V135H190L191 134V132L192 131H190V128H189V126L188 127H186V129L187 130H185ZM193 127V126H192ZM225 127V129H226V131H228L227 130V128ZM236 127H238V126H236ZM142 128H141V130H142ZM199 128V129H200ZM212 129V130H214L213 131V133H212V130H210V129ZM219 128H220V126H219ZM229 128V127H228ZM230 128H232L231 126H230ZM195 129L197 130V131H199V132H201V130H199L198 129V127L196 128L195 127ZM222 129H223V127H222ZM222 129H220V130H222ZM240 129V128H239ZM244 129V128H243ZM132 130L133 129H131V132H132ZM162 130V129H161ZM173 130H175V129H173ZM192 130H193V128H192ZM195 130V131H196ZM210 130V131H209ZM169 131V130H168ZM188 131V132H187ZM195 131H193L192 133H193V135L191 136V138L193 137V136H195L194 134L195 133H198L197 131L195 132ZM225 131V132H226ZM232 131V130H231ZM230 131V132H231ZM147 132V131H146ZM149 132H151V131H149ZM189 132H190V134H189ZM216 132V131H215ZM221 132V131H220ZM224 132V131H223ZM229 131H228V133H230ZM258 132V131H257ZM148 133V132H147ZM171 133V132H170ZM169 133V137L167 138V135L165 134V135H163V136H166V138L165 139H169L170 138V135H172L171 137V139L168 141L169 143H167V141H164L165 142V146L163 147V148H165L166 146L168 147V146H170L171 147V145H173V143L171 144L170 142H174L175 140L174 139H176V138H178V137H174V133L172 132V134H170ZM259 133V132H258ZM262 133V132H261ZM260 133V134H261ZM132 134H135L134 132L132 133ZM137 134V133H136ZM157 134V133H156ZM168 134V133H167ZM175 134V135H176ZM220 134H222V133H220ZM233 134V133H232ZM231 134V135H232ZM259 134V135H260ZM123 135V134H122ZM141 140L140 139H138V141H142V142H146V141H148V142H150V144L149 145H153V149L156 147V150H158L157 152L155 151L154 152V150L152 151V150H150L149 148H151V147H149L148 149L150 150V151H147L148 149H146L145 150V148H144V151H146V152H144V153H147L149 156H152V154L154 155L155 153H157V154H155V155H158V156H160V157H163V154L166 156V152L168 151V153H169V158L171 157V159H170V162L169 161H167L166 159L167 158H162V165L160 164V163H158V162H160L161 161V159L158 157V162H155V161H157V160H155V158H157V157H155L154 159L153 158H148V161H151L152 159H153V161H151V163L149 162V164H148V161L147 160H145L146 162H147V164L149 165H147L148 166V168H144V167H140V164H139V162H138V160L139 161H142L141 159H137L136 158V156L132 153V150H130L129 148H127L128 146L130 147V144L127 146L126 145V147H125V145H124V147H122L123 148V151L125 150H129V151H131V154H133L134 156H132V155H130V157L128 158V157H126V154H123V153H121V157H123V158H121V160L122 161H124V162H128V163H126L127 165H124L123 164V166H124V168L125 169H123V167L121 166L122 165V163H121V165H118V166H121L120 168H118V169H121V170H119L121 173L122 172H124L125 174H126V179L127 180H129V182L131 183H129L130 185H128L129 187H128V189H125L126 191L127 190H129V188H130V190H132V188H133V194H137V195H141L142 197L141 198H143L144 199V203L146 204V207L147 206H151V201H148V200H146L144 197H143V195L145 194V193H147L148 192V194L151 192H149V188H151V184H153L152 183V181L154 182L157 178L159 179V181H163L161 178H163V176H165V182H162V184L164 183H166V182H168V181H171L172 179H171V175H169V172L171 171H168L171 167V165L174 167V168H176V171H177V169H179V167H175V164H174V160L172 159V156L176 153V152H178L179 153V155H177V153H176V155L177 156H181L183 159H185L183 156H187V152H185V151H188V150H186V149H188V146L190 145L191 147H192V145H193V143H192V145L190 144L191 143V141L192 142H196V140H198L199 141V139H198V135L197 136H195V137H193V139H195L194 141H193V139H191V138H189L190 136H184V138L186 139V138H189V142H188V146H187V148H185L186 147V145L185 144H187V142L186 141H188V139L185 141V140H180V139H183V138H180V139H178L179 140V142L181 141V142H183V144H181V145H183L182 147H181V145L179 144V143H177V144H174L173 145V147H171V148H174V146H175V148L174 149H170L169 147L166 149V151L165 150H163L162 148H161V146L159 147V145L161 144H163L164 142L163 141H161V139H159L160 138V136L158 137V139H159V141H161V143L159 142L158 144H157V139H156V137L158 136V135H156V136H152V138H149L148 140H147V138H145L146 136H144L142 133H141ZM182 135V136H181ZM225 135V134H224ZM252 135H253V132H252ZM255 135V134H254ZM253 135V136H254ZM258 135V134H257ZM134 136V135H133ZM227 136H229V135H227ZM234 136H235V134H234ZM251 136V135H250ZM256 136V135H255ZM132 137V136H131ZM140 138V136H139V134H137V138ZM145 138V139H142V138ZM201 137V136H200ZM216 137H217V134H216ZM219 137V136H218ZM218 137H217V139H218ZM245 137V136H244ZM243 137V138H244ZM257 137H259V136H257ZM256 137V138H257ZM122 138V137H121ZM204 138V137H203ZM209 138L207 139V138H204L205 140H209ZM213 138H215V136L213 135ZM220 138V137H219ZM224 138V137H223ZM238 138V137H237ZM247 138H249L248 136H247ZM253 138V137H252ZM255 138V137H254ZM202 140V141H205V140ZM217 139H216V143L219 141V140H221V139H219L218 141H217ZM232 139V138H231ZM236 139V138H235ZM134 140V139H133ZM143 140H146V141H143ZM163 140V139H162ZM174 140V141H173ZM191 140V141H190ZM212 140H215V139H210L209 140V142L211 143V141ZM234 140V139H233ZM136 141H137V139H136ZM135 141V142H136ZM222 141H223V139H222ZM236 141V140H235ZM252 141H253V139H252ZM255 141V140H254ZM141 142V143H142ZM147 142V143H148ZM163 142V143H162ZM186 142V143H185ZM201 142V141H200ZM227 142V141H226ZM134 143V142H133ZM137 143V142H136ZM206 143H208V142H206ZM212 143H215V142H212ZM195 144L196 143H194V145L193 146H195ZM201 144L202 143H200L199 145H200V147H201ZM218 144V146L220 145L219 143H217ZM227 145L229 144V142H227L226 143ZM133 145H135V144H133ZM143 145V144H142ZM157 145V146H156ZM180 145V146H179ZM199 145H197V147L199 148V153H201V156L202 155H204V154H207V152L208 151H213V153H214V156H216L215 155V151H216V148L218 149V147H214V149L212 150L211 148H209V149H206V147H204V148H200L199 147ZM203 145V144H202ZM207 145V144H206ZM115 146H117V145H115ZM115 146H114V148H115ZM135 146H137V145H135ZM134 146V147H135ZM147 146V145H146ZM155 146V147H154ZM163 146V145H162ZM210 146H213V145H210ZM221 146H224V144H222ZM226 146V145H225ZM121 147V146H120ZM133 147V146H132ZM157 147H159L158 149H157ZM233 147V146H232ZM117 148V147H116ZM126 148V149H125ZM136 148V147H135ZM138 148H143V147H140V145L138 146ZM151 148V149H152ZM161 148V149H160ZM197 148V149H198ZM222 147H220L219 149H221ZM225 148V147H224ZM221 149V150H223L222 151V154H224L223 156H225V157H223V156H219V158H221V159H225V158H227V156L229 155V154H233V153H227V152H225L224 150H226V149ZM264 148V147H263ZM169 149H170V151H169ZM193 149V148H192ZM192 149L190 148L189 150H191L192 151ZM218 149V150H219ZM127 150V151H128ZM141 150H143V149H141ZM141 150H140V153H141ZM163 150V151H162ZM171 150H172V153L174 152V154H171L170 155V153H171ZM176 150V151H175ZM231 150V149H230ZM232 150H233V148H232ZM116 151V150H115ZM120 151V150H119ZM124 151V152H125ZM152 151V152H151ZM160 151V153H162L161 155H160V153H158ZM162 151V152H161ZM191 151L188 153V154H190L191 153ZM194 151V150H193ZM192 151V152H193ZM122 152V151H121ZM152 154H151V153ZM224 152V153H223ZM135 153V152H134ZM144 153H141V154H144ZM167 153V154H168ZM208 153H210V152H208ZM213 153H211L212 154V156H213ZM227 153V154H226ZM147 154H145V156L147 155ZM151 154V155H150ZM129 155V154H128ZM154 155V156H155ZM195 155V154H194ZM227 155V156H226ZM234 155V154H233ZM119 156V155H118ZM154 156H152V157H154ZM176 156V157H177ZM185 156V157H186ZM190 156H191V154H190ZM189 156V158H191L192 159V156L190 157ZM201 156H200V158H201ZM213 156V157H214ZM116 157V156H115ZM135 159H134V158ZM144 157V156H143ZM175 157V155L173 156V158ZM218 157V156H217ZM230 157V156H229ZM120 158V157H119ZM118 158V159H119ZM129 160H131V161H129ZM133 158V159H132ZM146 158V157H145ZM180 158V157H179ZM186 158H188V157H186ZM195 158V156H193V159ZM196 158H197V156H196ZM195 158V159H196ZM208 158V157H207ZM215 158V157H214ZM232 158H235V159H237L236 158V156H232ZM147 159V158H146ZM151 159V160H150ZM159 159H160V161H159ZM163 159H165V160H163ZM177 159V158H176ZM190 159V160H191ZM193 159L190 161L191 162V165L194 163V166H195V161H193ZM199 159V158H198ZM243 159V158H242ZM127 160V161H126ZM155 160V161H154ZM187 159H185V161H186ZM189 160V159H188ZM187 160V162H184V164H185V170H187L188 168H190V167H187L188 165H186V163H188L189 161ZM203 160H206V158L204 157L203 158ZM219 160V159H218ZM116 161V160H115ZM118 161V160H117ZM164 161H167V162H164ZM177 162H179L178 160H176ZM192 161H193V163H192ZM214 161V160H213ZM217 161V160H216ZM47 162V161H46ZM120 162V161H119ZM118 162V163H119ZM143 162V161H142ZM141 162V163H142ZM163 162H164V164H163ZM172 162V163H171ZM176 162V163H177ZM181 162V161H180ZM183 162V161H182ZM196 162L197 163H200V162H198L197 161V159H196ZM37 163H39V164H43L44 162H43V160L41 159V157L40 156H37V155H35V154H31L30 155V158H29V162H28V167L29 168H32V167H34ZM171 163V164H170ZM206 163V162H205ZM217 163H220V160H219V162H217ZM252 164L254 163L255 164V162H251ZM264 163V162H263ZM115 164V163H114ZM183 163H181V164H179V166L180 165H182ZM253 164V165H254ZM257 164H259V163H257ZM210 165V164H209ZM212 165V164H211ZM214 165V164H213ZM117 166V167H118ZM127 168H126V167ZM142 166V165H141ZM144 166V165H143ZM161 166H163V167H161ZM196 166H198V165H196ZM110 167V166H109ZM115 167V166H114ZM116 167V168H117ZM146 167V166H145ZM166 168L167 169V172H168V175H167V172L164 170V172H166L165 173V175H161L160 173L162 172V171H160L158 168ZM170 167V168H169ZM180 167H183V165L182 166H180ZM187 167V168H186ZM199 167H200V165H199ZM198 167V168H199ZM216 167H217V165H216ZM216 167L214 166V168H215V170L213 171L214 173H216ZM262 167H264V165L262 166L261 165V168ZM108 168V167H107ZM154 168H156L155 169V171L157 170V175L159 176V177H155V178H153V176H149L150 174H151V172H153L154 170H152V169H154ZM169 168V169H168ZM197 168V167H196ZM197 168V169H198ZM99 168L97 167V170H98ZM100 169H103V167L102 168H100ZM109 169H114V171H116V170H118V169H116L115 170V168H113V166H112V168H109ZM123 169V170H122ZM190 169H192V168H190ZM194 169V168H193ZM208 169V168H207ZM158 170L160 171V173H158ZM163 170V169H162ZM237 170H238V172H239V174H241L242 172V170L238 167L237 168ZM95 171H96V169H95ZM111 171V170H110ZM109 171V172H110ZM113 171V172H114ZM118 171V172H119ZM150 171V172H149ZM203 171V170H202ZM205 171V170H204ZM108 172V173H109ZM164 172H162L163 174H164ZM183 172V171H182ZM241 172V173H240ZM245 172V171H244ZM93 173V172H92ZM154 173V172H153ZM170 173H172V172H170ZM174 173H175V171H174ZM114 174H116V173H114ZM141 174V175H140ZM124 175V174H123ZM123 175H120V177L121 176H123ZM172 175H173V173H172ZM253 175V174H252ZM112 176V175H111ZM185 176H187V175H185ZM113 177V176H112ZM111 177V178H112ZM166 177H168V178H166ZM170 177V178H169ZM184 177V176H183ZM197 177V176H196ZM234 177V176H233ZM148 178V179H147ZM154 179V180H152L151 181V179ZM173 178V177H172ZM188 178V177H187ZM208 178V177H207ZM217 178V177H216ZM118 179V178H117ZM117 179H115V180H117ZM150 179V180H149ZM161 179V180H160ZM167 179H169L168 181H167ZM191 179H193V178H191ZM205 179V178H204ZM249 179V178H248ZM121 180V179H120ZM125 180V179H124ZM159 181L157 182V180H156V185H158L157 183H159ZM175 181V179L173 180V182ZM222 181V180H221ZM228 181V180H227ZM118 182L119 181H117V184H118ZM122 182V181H121ZM151 184H150V183ZM160 182V183H161ZM172 182V181H171ZM177 182V181H176ZM207 182V181H206ZM249 182V181H248ZM257 182V181H256ZM113 183V182H112ZM154 183V184H155ZM169 183V182H168ZM175 183V182H174ZM179 183V182H178ZM185 183V182H184ZM202 183V182H201ZM216 183V182H215ZM234 183V182H233ZM236 183V182H235ZM262 183V182H261ZM261 183H260V185H261ZM106 184V183H105ZM109 184V183H108ZM116 184V182H115V185H117ZM120 184V183H119ZM119 184L117 185V186H119ZM123 184H126L125 186H127V183H123ZM153 184V188H154V185ZM167 184V183H166ZM165 184V185H166ZM217 184V183H216ZM121 185H122V183H121ZM178 185V184H177ZM116 186V187H117ZM124 186V187H125ZM175 186V185H174ZM179 186V185H178ZM177 186V187H178ZM189 186H190V184H189ZM192 186V185H191ZM239 186V185H238ZM263 186V185H262ZM111 187H112V184H111ZM113 187H115V186H113ZM111 188V189H114V188ZM123 186H121L120 187V189L122 188ZM171 187V186H170ZM176 186H175V188H173V189H176L177 188ZM182 188L181 189H183V188H185L186 189V187H185V185L184 186H181ZM224 187V186H223ZM236 187V186H235ZM127 188V187H126ZM155 188L157 189V187L155 186ZM154 188V189H155ZM172 188V187H171ZM179 188H180V186H179ZM209 188H211V190H209V191H211V193H213V194H215L216 195V187H209ZM219 188H221V187H219ZM233 188H234V186L232 187V189L230 190V191H232L233 190ZM184 189V190H185ZM192 189V188H191ZM193 191L192 190H190V191H188L187 192V196H182V197H180V199L178 200V202L176 203V206H177V208L178 209H180L179 208V206H182L183 207V209L180 211V216L181 217H183V218H185L186 219V221H185V224H184V219H183V221H181L180 220V222H182L183 224H182V226H184L183 227V230H184V233H186V234H184L182 231V233L181 234H183V235H186L185 237L184 236H182V238H175L177 241L176 242H172L171 240H170V238H167L168 237V235H165V236H167V237H164L163 236V233L162 232H164V233H166L165 231H166V229H164V231H162L161 233H160V231H158L160 234H162V236L157 232L156 234H150V235H147L146 233H144L142 230H139L140 228L138 227V226H135V227H133L132 229H131V231L133 232V233H135V231L137 232L138 230V233L139 234H134L133 235V233H129V236H128V239H126V238H124L125 240H126V244H122L121 242V244L124 246V245H128V246H126L127 247V249L125 248L122 252V254H124L125 255V253H126V257H124L123 259H124V261H123V259L122 260H120V261H123V264H223L221 261L219 262V260L218 259H215L214 257H213V255H222V254H229V258H231L230 257V254H231V256L232 255H234L233 257H234V261H233V264H255L254 262H256L257 260H262V254H261V251H260V249L258 250L257 248L258 247H251L250 249H248V247H247V245H236V246H234V247H231L229 244H226V243H222V242H218L217 240V238L218 237H216V235L217 234H215V235H213V236H210V237H208V238H204L203 237V235H202V233L200 232V231H202L203 230V228H205L206 226H212V225H215L216 223H218V220L216 219V218H214V217H212V218H210V219H206V220H204V218H203V216H201L202 214H204V213H208V211H210V212H214L215 210H216V208H215V206H216V204H215V202H212L211 200L210 201H208V202H204L203 204L199 201H197L198 199H201V195L203 194V192H202V188H201V186H200V184H194L193 185ZM236 189V188H235ZM245 189H247V188H245ZM115 190H117V188L115 189ZM124 190V191H125ZM129 190V192H131ZM135 190H136V192H135ZM148 190V191H147ZM161 190H163V188L161 189ZM167 190H169V188L167 189ZM183 190V191H184ZM262 190V189H261ZM118 191V190H117ZM157 191V190H156ZM156 191H155V194H156ZM159 191V190H158ZM157 191V192H158ZM165 191V190H164ZM164 191H161V192H164ZM235 190H233V192H234ZM110 193H112V192H114L113 190H112V192L111 191H109ZM161 192L159 193H157V195L158 194H161ZM174 192H175V190H174ZM174 192H172L173 194H174ZM233 192H231V194L233 193ZM240 192V191H239ZM119 193V192H118ZM122 193V192H121ZM184 193H185V191H184ZM210 193V192H209ZM124 194H127V192H125ZM128 194H130V193H128ZM147 194V195H148ZM236 194V193H235ZM253 194V193H252ZM119 195V194H118ZM131 195H132V193H131ZM137 195H135L134 196V198H137L138 199V197H137ZM151 195V196H150ZM152 195H154L153 194V192L151 193V194H149V196L148 197H152ZM166 195V194H165ZM168 195V194H167ZM184 195V194H183ZM161 196H162V194H161ZM118 197V196H117ZM128 197H130L131 198V196L130 195H128ZM147 197V196H146ZM168 197V196H167ZM170 198H172L171 200H172V202H173V200H175V198H173V197H171V195L169 196ZM179 196H177V198H178ZM203 197V196H202ZM233 197V196H232ZM249 197V196H248ZM112 198H113V196H112ZM130 198H128L129 200H130ZM141 198H139V199H141ZM152 198H156V197H152ZM161 198V197H160ZM159 198V196H158V199H160ZM163 198V197H162ZM137 199H135V200H137ZM138 199V200H139ZM158 199H157V202H158ZM166 199V198H165ZM132 200H133V197H132V199L129 201V203L130 202H132ZM220 200V199H219ZM160 201V200H159ZM164 201V200H163ZM162 201V202H163ZM176 201V200H175ZM174 201V202H175ZM133 202H135L134 200H133ZM173 202V203H174ZM226 202V201H225ZM38 203V202H37ZM160 203V202H159ZM164 204H163V208L162 209H164L165 208V202H163ZM227 203V202H226ZM131 204H133V203H131ZM137 204H139L138 202L136 203V205ZM161 204V203H160ZM169 204H171V202L169 201ZM196 204V208H198V209H194V210H192V206H194ZM210 204V205H209ZM173 204H171L170 206H169V208L171 207H173L172 206ZM135 206V205H134ZM134 206H131V207H134ZM154 205H152V207H153ZM160 206V205H159ZM175 206V205H174ZM234 206V205H233ZM137 207V206H136ZM143 207H144V205H143ZM149 208V207H147V208H141V209H143L144 210V213H143V218H146L147 219V215H149L148 216V218L150 217L151 218V216L154 214L153 213V211L152 210H154V212H155V208L153 207V208ZM138 208H139V205H138ZM159 208V207H158ZM231 208H233V207H231ZM140 208L138 209V212L136 211V210H134V212L136 211V213H141V212H139V210H141ZM151 209V210H150ZM174 209V208H173ZM132 210V211H133ZM152 211V215H151V213H150V211ZM165 210V209H164ZM167 210V209H166ZM172 210V209H171ZM233 210L235 211L236 210V208H233ZM45 211H47L48 213H46ZM44 212L46 213V217H44L45 215L42 213V216L46 219L45 221H47V220H51V219H53L54 218V216L53 215H55L54 213H50L49 212V210H45ZM51 211V210H50ZM169 211V210H168ZM175 211V210H174ZM142 213L140 214V215H142ZM156 213V212H155ZM171 213V212H170ZM169 213V214H170ZM49 214H50V216H49ZM134 214V213H133ZM139 214H138V216H139ZM158 213H156V215H157ZM161 214H163V213H161ZM165 214V213H164ZM162 215V216H160V217H163V216H165V215ZM168 214V219L166 220V219H163V218H159L158 217V221H160V219H162V220H166V222H168V220H169V218H171L172 219V217H169V216H171V214L169 215ZM233 214H235V212L233 213ZM237 214V213H236ZM123 215V214H122ZM130 215H132V214H130ZM146 215V216H145ZM156 215H153L152 216V218L153 219H155L157 216ZM238 215V214H237ZM55 216H57V215H55ZM116 216V215H115ZM127 216H129L128 214H127ZM126 215H125V217H127ZM135 216H136V219H135ZM145 216V217H144ZM213 216V215H212ZM235 216V215H234ZM261 216V215H260ZM51 217V218H50ZM124 216H122V218H123ZM132 217V216H131ZM155 217V218H154ZM138 218H140V219H142V216L140 217H137V214H134V218L133 219H135L136 221L138 220V221H140V219H138ZM149 218V219H150ZM151 218V219H152ZM165 218V217H164ZM254 218V217H253ZM115 219V218H114ZM127 219V222H129L128 221V217L126 218ZM146 219H142V221L143 220H145L146 221ZM238 219H239V217H238ZM252 219V218H251ZM44 220V219H43ZM134 220V221H135ZM148 220V219H147ZM52 221V220H51ZM50 221V222H51ZM114 221V220H113ZM126 221V220H125ZM132 221V220H131ZM145 221H143V222H145ZM150 221V220H149ZM179 221V220H178ZM141 222V221H140ZM154 222V221H153ZM151 223V225L153 224L154 225V223ZM173 221H170V223H172ZM175 222V221H174ZM228 222V221H227ZM94 223V222H93ZM147 223H148V221H147ZM147 223H144V226L147 224ZM159 223V222H158ZM92 224V223H91ZM121 224V223H120ZM155 224H157V223H155ZM168 224V223H167ZM134 225V224H133ZM137 225V224H136ZM166 225V224H165ZM179 225V224H178ZM226 225H227V223H226ZM148 226H149V224H148ZM148 226H146L147 228H148ZM157 226V225H156ZM161 226H162V224H161ZM163 226H164V224H163ZM173 226V224H171V226H169V227H172ZM90 227V226H89ZM93 227H95V226H93ZM93 227L91 226V228L93 229ZM127 227V226H126ZM143 227V226H142ZM145 227V229H146V231H149V228H148V230H147V228ZM152 227H155V226H152ZM159 227V226H158ZM174 227H181V226H173L172 227V229L174 228ZM234 227V226H233ZM130 228V227H129ZM144 228V227H143ZM150 228H151V226H150ZM156 229H157V227H155ZM154 228V229H155ZM165 228V227H164ZM96 229H99V228H96ZM118 229V228H117ZM144 229V230H145ZM162 229V228H161ZM160 229V230H161ZM175 229V228H174ZM179 228H177L176 230H178ZM202 229V230H201ZM215 229H218V228H215ZM220 229V228H219ZM100 230V229H99ZM124 230V229H123ZM150 230H153V229H150ZM168 230L170 231L171 229H169L168 228ZM176 230H174V231H176ZM208 230V229H207ZM91 231V230H90ZM156 231V230H155ZM187 231V232H186ZM247 231H249V230H247ZM117 233H118V231H116ZM150 232V231H149ZM151 232H154V230L153 231H151ZM178 232V231H177ZM167 233H168V231H167ZM166 233V234H167ZM179 233V232H178ZM97 234V233H96ZM99 234H101L100 232H99ZM124 234H126V233H124ZM124 234H122L123 235V237L125 236ZM127 234H128V232H127ZM131 234V235H130ZM172 234V233H171ZM211 234V233H210ZM117 235V234H116ZM120 235V234H119ZM180 235V234H179ZM206 235V234H205ZM204 235V236H205ZM121 236V235H120ZM178 236V235H177ZM118 237V236H117ZM123 237H121V238H123ZM127 237V236H126ZM207 237V236H206ZM92 239V238H91ZM175 239H173L174 241H175ZM256 239V238H255ZM120 240H122L123 241V239H120ZM253 240V239H252ZM127 241H128V243H127ZM99 243V242H98ZM260 245V244H259ZM122 246V247H123ZM264 246V245H263ZM115 247V246H114ZM113 247V248H114ZM123 249V248H122ZM116 250V249H115ZM126 250V252H124ZM208 251V252H207ZM98 254V253H97ZM227 254V255H228ZM226 256V255H225ZM225 256H224V258H225ZM223 257V256H222ZM97 258V257H96ZM117 258H119V257H117ZM229 258H225L226 260H228ZM97 260V259H96ZM95 259L93 260V262H91L92 264H97V261H96ZM108 261V260H107ZM229 261H231V260H228V262ZM263 262H264V258H263ZM111 263V262H110ZM256 264H258V263H256Z\"/></svg>","mask_w":264,"mask_h":264},{"label":"crops","instance_id":"3","mask_svg":"<svg viewBox=\"0 0 264 264\" xmlns=\"http://www.w3.org/2000/svg\"><path fill=\"white\" fill-rule=\"evenodd\" d=\"M83 1L84 0H74L75 6L81 8ZM85 1L89 3V5L92 4L93 8H95L98 13L100 12L101 14H103V0ZM33 3V0H6L2 2L1 15L3 19L7 18L8 20H10L9 16L11 15H21L22 17H20L18 21L4 20L3 25L0 27V64H3L5 62L4 60H2V57L6 56L7 47H5L4 49V47L2 46H6V41L14 39L21 45H29L30 43H32L33 46L37 44V42H33V38H31V30L33 29V27L27 22L26 19L27 15H30L29 11L32 10ZM247 16L253 19L255 18L256 21L264 19V15ZM245 26V28H240V30H242L240 31V34H248L250 39H253V41H255L253 45L259 43L260 37L264 34V23L253 22L251 23V25ZM48 49L49 48H46L45 50L41 49L38 52H41L43 50V52H45V56H47V59L44 58L43 62L45 64V68L49 69L51 72V82H53L57 87L63 85L66 82V79H70V82L72 83H77V81L74 80L76 78L75 76L81 74L85 69L81 68L76 62L66 60L64 56H53L48 52ZM15 58L16 57H14V59ZM1 74L5 75L4 70ZM44 93L46 96L47 89H44ZM252 93L250 94L251 97L253 95L257 96L258 94L253 93L252 95ZM206 95L205 100L207 102L209 101L208 103L206 102V106L209 107L210 105V107L207 109H209V111L210 109L215 111L213 109L215 107L218 109L219 105L217 103H222L221 99L217 97L212 99V97ZM248 96L249 95H247L246 99V96L241 97V94L237 95V103L234 107L237 114L239 113V115H253L257 114L260 109L264 110V107H262L263 105L261 106V104L264 103L263 95L261 97V95L259 94L258 97L254 96L252 98ZM249 98L251 99L249 100ZM252 99H254V101ZM213 100L214 102H212ZM215 100L217 101V103ZM247 102H249L250 104ZM221 105L222 104H220L219 108L222 109ZM221 109H219V111L216 110L215 114L219 115L221 113ZM21 110L22 119L19 122L18 126V138L13 143L8 144L2 148L0 147V163L9 164L7 161H5V159L12 161L13 165L16 168V172L20 177V179L17 181V185L8 196L9 205L11 206V209L14 213V222L8 229H6L5 235L3 236V241L0 246V264H22L23 262H27L32 259L36 260L38 264H50L49 259L50 257L55 255L54 251L55 247L57 246L58 238L56 231L58 229V226L55 223H43L41 219V210L43 208L45 209L46 207L52 206L50 203L51 197H55L58 195L64 197L67 196V194L65 193V187L63 184H58V186H56L55 188V191L51 189L50 185L52 182H48L49 177L45 176V173L40 170V166L38 165L41 164L37 163L32 168L28 167L30 155L34 154L35 152L33 140L37 137L39 123H35L32 120V114H30V110H28L27 107H22ZM240 110L243 111L241 112ZM209 111L207 110V112ZM210 112L208 113V115L213 114V121L216 120L214 122H217V117H215V114ZM210 117L212 119L211 115L209 116V118ZM216 126L213 129H215ZM215 131H217V129ZM28 137H34V139H30ZM217 143L215 139L214 147H218V149L222 147L221 149H223V146H221L223 143L219 146ZM229 148H231V145L230 147H228V149ZM218 149L216 148V160L217 162H219L220 160V162L222 163L224 160L226 161V159L219 158L221 153L217 152ZM92 178L93 175L86 181H82L78 178L76 182L85 183ZM63 200L65 201L67 200V198ZM63 200H60L59 203H62ZM37 202L39 203L40 207L34 206L37 204ZM62 212L64 214L65 210H63ZM15 238L18 239V248L16 251L17 257H12L8 254V249L10 248L12 240ZM1 251H3L2 254ZM81 257H83V254L79 253L77 255H74L72 258L67 259L66 262L67 264H80L82 262H85V264H91L92 260L94 259L93 256L88 258V260L87 258L80 259Z\"/></svg>","mask_w":264,"mask_h":264},{"label":"built area","instance_id":"4","mask_svg":"<svg viewBox=\"0 0 264 264\" xmlns=\"http://www.w3.org/2000/svg\"><path fill=\"white\" fill-rule=\"evenodd\" d=\"M6 1V0H4ZM4 19L0 18V27L3 25ZM243 43L238 45L239 54L241 55L244 51L242 49ZM33 51H40L42 49L41 45L35 44L31 47ZM56 48H49L48 52L50 54L57 53ZM239 67L245 69L244 74L238 79V84L240 85L242 94L250 95L252 92L260 93L264 96V47L261 49H257L256 53L253 56V60L243 59L238 63ZM46 77H51V72L48 71L46 73ZM7 81L11 83L13 86H21L22 81L17 78L12 72L7 77ZM251 96V95H250ZM17 248H18V239L15 238L12 240L10 244V248L8 249V254L12 257H17ZM22 264H38L36 260L32 259L27 262H23Z\"/></svg>","mask_w":264,"mask_h":264},{"label":"water","instance_id":"5","mask_svg":"<svg viewBox=\"0 0 264 264\" xmlns=\"http://www.w3.org/2000/svg\"><path fill=\"white\" fill-rule=\"evenodd\" d=\"M4 0H0V18L1 5ZM9 164L0 163V246L3 241L6 229L14 222V213L8 202V196L17 185L20 179L16 172L13 162L5 159ZM3 251H1V254Z\"/></svg>","mask_w":264,"mask_h":264}]
</instances>
